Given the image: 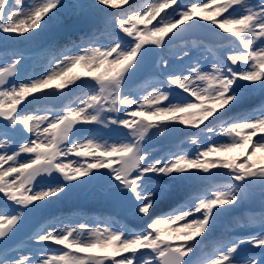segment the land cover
Returning a JSON list of instances; mask_svg holds the SVG:
<instances>
[{
  "label": "snow or ice",
  "instance_id": "snow-or-ice-1",
  "mask_svg": "<svg viewBox=\"0 0 264 264\" xmlns=\"http://www.w3.org/2000/svg\"><path fill=\"white\" fill-rule=\"evenodd\" d=\"M58 2L0 0V264H264V0ZM82 189L104 223L42 219Z\"/></svg>",
  "mask_w": 264,
  "mask_h": 264
},
{
  "label": "rangeland",
  "instance_id": "rangeland-1",
  "mask_svg": "<svg viewBox=\"0 0 264 264\" xmlns=\"http://www.w3.org/2000/svg\"><path fill=\"white\" fill-rule=\"evenodd\" d=\"M69 3H71V0H68ZM150 2V0H149ZM205 3H209V0H204ZM215 2L217 4L222 3V0H215ZM64 3V0H60V2L57 3L56 8L52 9L51 12L52 13H56L57 16H59L61 14V7L62 4ZM119 4V0H113V6L118 7ZM170 7H174V5H171ZM59 10V11H58ZM163 11H168L167 9L163 10ZM163 11L160 13V15H163ZM215 9L211 6V4H209V8L206 9L204 11V13H202V15H207V14H211L212 12H214ZM160 15H158L156 17V20H158L160 18ZM216 19H219V16L215 17ZM79 19L76 16L73 15H66L65 19L63 20V23L61 24L60 27H62L63 25L65 26L66 24L71 23L74 20ZM156 20L151 21V23L148 25L149 27H151L152 24L156 23ZM63 26V27H64ZM82 29L76 31V32H67V33H71L73 35H75V33L81 31ZM62 34V33H60ZM8 39V38H5ZM22 40L21 41H15L13 40V45L16 47L17 45H22ZM19 43V44H18ZM18 47V46H17ZM16 47V48H17ZM25 47H28V44H25ZM18 49H22L20 47H18ZM24 53L27 52V50L22 49ZM74 71L79 72V71H83V69L81 68H77ZM174 135V133H172L170 130H165V132L160 133L158 136H155V139L148 145H146V148H154L157 149V151L153 152L152 155H159L160 154V150L162 148V146H164L169 137ZM181 135H185V134H181ZM250 147V146H248ZM241 151H247V148L242 150V149H233L230 153H217L216 155H238ZM257 157L264 159V152H257ZM95 171V170H94ZM100 171H107V170H100ZM91 175V174H90ZM80 180H87L88 177H81L79 178ZM37 180L40 181L41 186H45V187H51V186H55L57 184H65L66 188L68 187L69 184L74 183V182H68L65 181L63 179L62 174H60L59 172H52V173H42L37 177ZM86 191V189H82V190H77V191H70L67 195H61V194H57V198L53 200V202L49 205L46 206V213L45 216L42 217V219H46L48 216L50 215H57L62 209H66L67 206L71 207L72 213H82L80 215H76L74 217H68V222L73 224V225H78L80 223H85L88 224L89 226H93L96 223H104V216L105 214L109 213L110 209L108 207V205L103 201V200H91L89 198H87L86 195H84V192ZM62 203L63 206L59 207V208H55L53 203ZM164 207L161 208L159 207L157 210L161 211V212H168L171 208H175L177 205L176 204H167V205H163ZM62 208V209H60ZM83 209H87L86 211H83ZM67 217V216H66ZM160 227L165 228L167 227L166 225H161Z\"/></svg>",
  "mask_w": 264,
  "mask_h": 264
},
{
  "label": "bare ground",
  "instance_id": "bare-ground-1",
  "mask_svg": "<svg viewBox=\"0 0 264 264\" xmlns=\"http://www.w3.org/2000/svg\"><path fill=\"white\" fill-rule=\"evenodd\" d=\"M38 2V0H33V3H36ZM122 5L118 4V7H121ZM67 14H65L63 8L61 7V14L59 15V17H62V19H65V16ZM70 16V15H69ZM58 81H54L53 83H57ZM156 156V154L154 155ZM164 206H161V208H163ZM71 208H67L63 211H60L56 216H61V217H74L76 214L75 213H72V211H70ZM84 211H86L87 209H83Z\"/></svg>",
  "mask_w": 264,
  "mask_h": 264
},
{
  "label": "water",
  "instance_id": "water-1",
  "mask_svg": "<svg viewBox=\"0 0 264 264\" xmlns=\"http://www.w3.org/2000/svg\"><path fill=\"white\" fill-rule=\"evenodd\" d=\"M75 25H76V27H74L75 29H76L77 27L83 26L82 21H78V22H76Z\"/></svg>",
  "mask_w": 264,
  "mask_h": 264
}]
</instances>
